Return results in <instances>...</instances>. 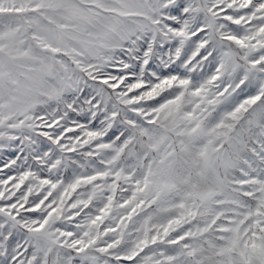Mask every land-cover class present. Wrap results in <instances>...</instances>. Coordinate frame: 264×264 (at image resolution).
<instances>
[{
  "label": "snow or ice",
  "instance_id": "obj_1",
  "mask_svg": "<svg viewBox=\"0 0 264 264\" xmlns=\"http://www.w3.org/2000/svg\"><path fill=\"white\" fill-rule=\"evenodd\" d=\"M0 264H264V0H0Z\"/></svg>",
  "mask_w": 264,
  "mask_h": 264
}]
</instances>
